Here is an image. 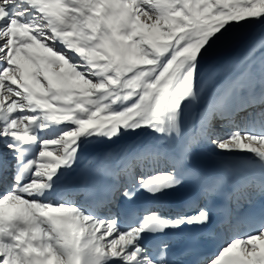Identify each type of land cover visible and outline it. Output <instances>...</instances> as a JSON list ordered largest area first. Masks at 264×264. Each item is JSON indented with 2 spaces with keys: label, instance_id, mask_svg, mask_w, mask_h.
I'll list each match as a JSON object with an SVG mask.
<instances>
[{
  "label": "snow or ice",
  "instance_id": "snow-or-ice-1",
  "mask_svg": "<svg viewBox=\"0 0 264 264\" xmlns=\"http://www.w3.org/2000/svg\"><path fill=\"white\" fill-rule=\"evenodd\" d=\"M257 24L264 0H0V264H178L231 198L195 150L264 169V34L218 59ZM89 148L115 153L103 210L61 189ZM204 264H264V212Z\"/></svg>",
  "mask_w": 264,
  "mask_h": 264
},
{
  "label": "bare ground",
  "instance_id": "bare-ground-1",
  "mask_svg": "<svg viewBox=\"0 0 264 264\" xmlns=\"http://www.w3.org/2000/svg\"><path fill=\"white\" fill-rule=\"evenodd\" d=\"M235 54H236V52L226 51V52L222 53L219 60L220 61L227 60L231 57H234ZM216 78L217 79H225L226 73H224V72L218 73ZM198 110L199 109L197 107H192L188 111V114H187L186 120H185V124H184L185 138H187L190 134L194 133V131H195V120H196V113ZM124 139L126 141H130L129 143L132 145L136 144V141H131V140L135 139L134 136H125ZM198 153L205 154L211 158H216L217 155L220 154V153H217V151L213 147L203 146V145H201L200 147H198L196 149V151L194 152L193 158L196 157ZM95 155L100 157V162L104 161L105 156H103V154L95 151ZM88 157H89L88 154H85L82 156V159L86 160ZM83 164L84 163L80 160L78 166H82ZM219 170L224 172L226 174V176H230V173L228 172V169L226 168L225 165L220 166ZM202 174L211 175L212 172H211V170H209L207 168H202ZM231 185L235 186L236 184L233 182Z\"/></svg>",
  "mask_w": 264,
  "mask_h": 264
},
{
  "label": "rangeland",
  "instance_id": "rangeland-1",
  "mask_svg": "<svg viewBox=\"0 0 264 264\" xmlns=\"http://www.w3.org/2000/svg\"><path fill=\"white\" fill-rule=\"evenodd\" d=\"M233 34L237 38V43L234 46L223 50L220 53L218 59H220L222 53H224L226 51L236 52V54L234 56L238 55L247 42H249L253 39H259L260 36L262 34H264V27H262L261 25H258V24L257 25H250V26H246L244 28L235 29Z\"/></svg>",
  "mask_w": 264,
  "mask_h": 264
}]
</instances>
